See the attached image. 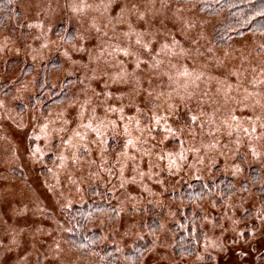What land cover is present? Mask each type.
<instances>
[{
	"label": "rangeland",
	"instance_id": "obj_1",
	"mask_svg": "<svg viewBox=\"0 0 264 264\" xmlns=\"http://www.w3.org/2000/svg\"><path fill=\"white\" fill-rule=\"evenodd\" d=\"M11 15L0 264H264V33L218 45L222 17L182 0Z\"/></svg>",
	"mask_w": 264,
	"mask_h": 264
},
{
	"label": "trees",
	"instance_id": "obj_2",
	"mask_svg": "<svg viewBox=\"0 0 264 264\" xmlns=\"http://www.w3.org/2000/svg\"><path fill=\"white\" fill-rule=\"evenodd\" d=\"M16 0H0V21L10 17L12 4ZM193 2L199 11L209 16L222 17V23L215 27L213 38L218 45H225L231 38H237L249 32L264 33V0H182ZM187 194L191 192H186ZM192 194V193H191ZM198 193L197 195H200ZM94 208V207H93ZM84 210L87 207L83 208ZM94 210V209H92ZM82 223V222H81ZM75 229H79L74 224ZM75 233V232H74ZM77 244L85 250H94L96 238L91 233L81 232L72 234ZM105 253V252H104ZM102 263H113L106 258Z\"/></svg>",
	"mask_w": 264,
	"mask_h": 264
},
{
	"label": "snow or ice",
	"instance_id": "obj_3",
	"mask_svg": "<svg viewBox=\"0 0 264 264\" xmlns=\"http://www.w3.org/2000/svg\"><path fill=\"white\" fill-rule=\"evenodd\" d=\"M260 14H261V15H264V11H262Z\"/></svg>",
	"mask_w": 264,
	"mask_h": 264
}]
</instances>
